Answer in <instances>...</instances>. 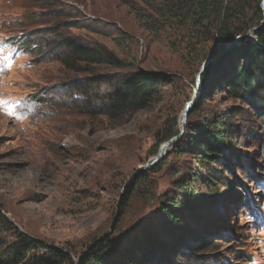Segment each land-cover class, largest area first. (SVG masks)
<instances>
[{
	"label": "rangeland",
	"instance_id": "rangeland-1",
	"mask_svg": "<svg viewBox=\"0 0 264 264\" xmlns=\"http://www.w3.org/2000/svg\"><path fill=\"white\" fill-rule=\"evenodd\" d=\"M175 2L58 0L57 10L47 0H0V101L6 102L0 104V207L20 232L66 251L61 264H79L105 238L117 257L130 242L150 235L164 242L175 263L192 252L193 264H264V122L250 118L251 105L232 98L225 85L209 90L201 105L193 102L219 75L202 79L204 63L215 56L208 51L209 36L189 32L168 15ZM246 2L250 17H257L259 6L261 16L254 20L262 25L264 0ZM58 34L102 44L131 68L164 73L170 81L147 107L120 121L91 114L71 87L89 73L69 71L50 53ZM88 68L95 74L116 70ZM98 87L104 92L106 84ZM237 107L243 119L234 115L226 123L232 160L213 164L222 171L221 182L207 181L198 147L181 144L166 149L165 163L147 183H133L139 171L153 166L143 168L167 132L181 133L188 123L201 129ZM182 174L197 198L177 210L187 220L174 227L161 200L182 194L175 186ZM199 209L209 213L192 218L190 212Z\"/></svg>",
	"mask_w": 264,
	"mask_h": 264
},
{
	"label": "trees",
	"instance_id": "trees-1",
	"mask_svg": "<svg viewBox=\"0 0 264 264\" xmlns=\"http://www.w3.org/2000/svg\"><path fill=\"white\" fill-rule=\"evenodd\" d=\"M47 2L57 10L62 9L56 6L59 4L58 0H47ZM174 5L173 9H168V15L189 32L199 31L196 35L205 38L209 36L211 47L208 51L220 54L216 60L206 66L202 79L206 81V77L214 71L218 72L219 76L210 79L205 91L198 98L196 97V103L201 105L207 98L209 90L217 91L225 85L226 91L232 98L251 105L253 111L250 118L259 116L264 122V22L261 25L254 20L261 16L259 6H257V17H250L248 12L251 6H248L246 0H176ZM253 28L256 29L250 38L244 39L238 46L226 49L227 45L235 43L237 37ZM29 44L27 43V47ZM18 45L25 48L23 42H19ZM49 48L50 53L69 71L89 73L73 79L71 87L81 96L91 114L105 115L111 121H120L125 116L147 107L160 95L162 86L170 81L167 74L131 68L130 63L119 59L113 51L102 44L89 45L58 34ZM91 64H101L116 70L95 74L94 70L88 68ZM102 84H106L104 92L98 87ZM242 111L241 107H237L232 110L231 116L221 115L205 123L201 129L188 123L181 137L171 146L174 148L182 144L192 150L195 146L198 147L200 149L198 161L208 171L207 181L221 182L222 171L213 164H218L219 167L226 166L228 161L232 160V156L226 152L229 145L227 131L230 130L226 127V123L235 119L234 115L243 119ZM179 133V130L167 132L162 136L159 145ZM169 153V150H166L165 155L150 169L139 171L133 183L135 185L147 183L149 174L161 170ZM189 175L196 176L192 173ZM187 177L188 175L182 174L175 182L176 188L182 192L181 195L176 192L174 196L169 194L161 200L162 213L168 218L169 223L175 224L174 227L187 220L180 218L182 215L180 212L178 214V211L183 207H189L197 198L187 186L189 181ZM131 187L133 186L128 187V190ZM194 213L190 212V215L197 219L199 215H207L209 210L199 209ZM2 233H10L11 238L0 235V264H61L68 258V253L59 247L20 232L0 207V234ZM111 245V241L107 238L97 242L88 249L79 264L194 263L191 258L192 252H184L180 263L170 260L164 242L158 241L152 235L130 242L117 257L115 253L112 254V251L107 250ZM172 249L171 247L170 250Z\"/></svg>",
	"mask_w": 264,
	"mask_h": 264
},
{
	"label": "water",
	"instance_id": "water-1",
	"mask_svg": "<svg viewBox=\"0 0 264 264\" xmlns=\"http://www.w3.org/2000/svg\"><path fill=\"white\" fill-rule=\"evenodd\" d=\"M255 29H256V28H253L252 31L254 32ZM246 37H248V36H245L244 38H246ZM235 44H236V43L231 44V45H227V48H226V49H228V48L234 46ZM219 56H220V54H219V55L215 54V56H211L210 58H208V59L206 60V62L204 63V65L210 63V62L213 61V60H216ZM196 95H197V94H196ZM184 116H186V113H185ZM185 118H186V117H185ZM183 131H184V130H182L181 133H180L179 135L173 136V137L170 138L168 141H166V142L161 146L160 150H159L158 153L154 156V158L151 159V160L148 162L147 166H145V167H143V168H149V166L156 164V163H157V162H158V161H159V160L165 155V153H166V149H167L169 146H171V144H172L174 141H176V140H178V139L180 138V136L182 135Z\"/></svg>",
	"mask_w": 264,
	"mask_h": 264
},
{
	"label": "snow or ice",
	"instance_id": "snow-or-ice-1",
	"mask_svg": "<svg viewBox=\"0 0 264 264\" xmlns=\"http://www.w3.org/2000/svg\"><path fill=\"white\" fill-rule=\"evenodd\" d=\"M0 51H2V49H0ZM5 59H7V58L5 57ZM8 66H10V61H9ZM3 103H6V102L5 101H0V104H3ZM10 114H12V113H10Z\"/></svg>",
	"mask_w": 264,
	"mask_h": 264
}]
</instances>
